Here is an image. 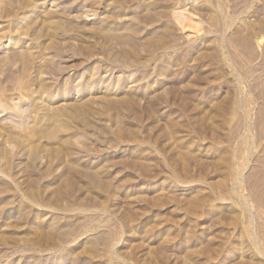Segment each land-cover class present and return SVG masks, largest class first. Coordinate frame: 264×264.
Instances as JSON below:
<instances>
[{
    "label": "rangeland",
    "instance_id": "374dc122",
    "mask_svg": "<svg viewBox=\"0 0 264 264\" xmlns=\"http://www.w3.org/2000/svg\"><path fill=\"white\" fill-rule=\"evenodd\" d=\"M263 35L264 0H0L35 60L0 66V264H264Z\"/></svg>",
    "mask_w": 264,
    "mask_h": 264
},
{
    "label": "bare ground",
    "instance_id": "6f19581e",
    "mask_svg": "<svg viewBox=\"0 0 264 264\" xmlns=\"http://www.w3.org/2000/svg\"><path fill=\"white\" fill-rule=\"evenodd\" d=\"M5 12L7 16L11 15L9 10H6ZM32 35L33 33H31V36ZM262 37L264 38V35ZM34 63L35 60L32 56L19 55L18 53L15 52L8 55V57L5 59H0V66H9L12 64L20 65V67L15 68L14 71L12 69L6 70L9 72L10 78H17L19 80L21 79V77H23L26 74V72H28V70L30 69L31 66L34 65ZM263 100H264V93H263Z\"/></svg>",
    "mask_w": 264,
    "mask_h": 264
}]
</instances>
